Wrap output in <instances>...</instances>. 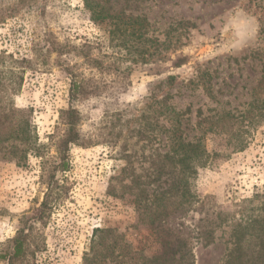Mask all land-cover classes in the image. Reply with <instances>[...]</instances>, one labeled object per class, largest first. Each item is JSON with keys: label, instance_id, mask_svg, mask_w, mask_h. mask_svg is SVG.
I'll list each match as a JSON object with an SVG mask.
<instances>
[{"label": "rangeland", "instance_id": "obj_1", "mask_svg": "<svg viewBox=\"0 0 264 264\" xmlns=\"http://www.w3.org/2000/svg\"><path fill=\"white\" fill-rule=\"evenodd\" d=\"M109 5L144 19L148 37L174 45L146 61L120 63L131 70L120 80L125 87L75 103L85 114L81 128L94 141L70 147L69 169L57 174L64 192L37 239L41 247L33 244V254L14 264H83L96 228L124 234L147 256L159 251L161 231L168 230L188 244L193 264H224L240 217L220 227L208 247L198 236L197 203L155 226L138 221L134 178L145 180L150 154L170 148L163 133L145 138L140 130L146 129L150 104L168 97L183 114L188 139L202 137L211 154L198 170L195 192L225 206L264 193V0H111ZM108 30L91 18L84 0H39L0 20V53L29 61L12 103L28 110L42 146L40 154L29 152L20 160L11 142L0 144V251L17 235L21 218L44 199L42 165L58 161V120L70 105V77L55 65V53L47 55L45 33L72 47L90 44L92 54L109 63L126 53L112 45ZM71 64L87 77L113 84L112 75L100 74L81 58L72 57ZM205 69L212 74L213 96L188 86ZM116 109L123 118L115 122L117 143L111 145L104 112ZM169 184L163 179L158 190ZM0 264L9 262L0 259Z\"/></svg>", "mask_w": 264, "mask_h": 264}, {"label": "trees", "instance_id": "obj_2", "mask_svg": "<svg viewBox=\"0 0 264 264\" xmlns=\"http://www.w3.org/2000/svg\"><path fill=\"white\" fill-rule=\"evenodd\" d=\"M38 1L6 0L0 8V20L31 9ZM110 1L84 0V4L95 22L109 27L111 43L126 53L124 58L106 63L103 58L92 54L90 44L72 47L69 43L59 42L52 33H45L47 55L55 53V65L70 77V105L60 111L58 120L62 130L57 142L58 161L50 164L46 161L42 165V177L46 184L44 199L38 208L21 218L17 235L0 251V259L7 260L9 264L24 262L33 254L34 246L41 247L37 239L64 192L57 174L69 169L70 147L88 146L94 141L93 137L84 134L81 125L85 114L75 103L109 94V88L119 90L125 87L120 80L128 77L131 70L120 63L146 61L161 48L168 50L174 45L172 40L148 37L144 19L126 11H113ZM72 57L83 59L85 64L102 75H112L113 84L85 76L71 64ZM27 63L26 59H15L12 55L0 53V144L11 142L13 153L20 160L29 152L40 154L42 149L38 137L33 134L28 110L17 109L12 103L13 95L21 89ZM188 86L190 89L202 88L208 96H213L212 74L207 69L200 70L195 78L189 80ZM169 101L168 97L154 100L149 107L150 114L146 116V129L140 130L145 138L163 133L170 142V148L164 153L157 150L150 154L145 180H142V175L134 178L132 187L138 221L155 226L156 222L172 212L197 203L200 215L198 236L204 247H208L215 243L217 230L238 216L241 222L233 230L232 247L224 264H264V193L256 192L251 198L230 206L217 204L211 195H198L194 190V181L198 170L208 164L211 154L202 137L188 139L183 114ZM122 112L120 109L104 112L106 128L109 129L107 134L111 137L107 142L111 145L117 143L115 122L123 118ZM163 179H170L169 187L158 190L157 183ZM148 186L152 187L149 189ZM161 233L159 251L147 256L134 249L124 234L110 228H96L90 247L84 254L83 264H193L194 253L183 239L168 230ZM107 236L109 240H106Z\"/></svg>", "mask_w": 264, "mask_h": 264}]
</instances>
